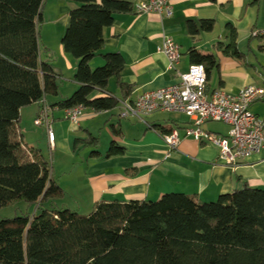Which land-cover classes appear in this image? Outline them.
I'll use <instances>...</instances> for the list:
<instances>
[{
    "label": "trees",
    "instance_id": "1",
    "mask_svg": "<svg viewBox=\"0 0 264 264\" xmlns=\"http://www.w3.org/2000/svg\"><path fill=\"white\" fill-rule=\"evenodd\" d=\"M63 1L75 4L60 43L77 61L73 80L78 88L51 107L111 111L119 100L107 90L109 81L117 80L123 101L133 89L119 80L125 60L120 53H106L99 67L91 69L90 62L104 48L103 30L115 15L132 12V5L125 0ZM43 3L0 0V208L15 203L37 207L34 213L0 220V264H264L262 189L243 185L213 202L179 193L163 194L155 201L99 202L87 214L52 205L64 192L49 162L38 148L25 145L18 128L22 108L59 95L54 57L41 58ZM213 27L211 19L187 25L191 36ZM225 28L228 43L215 47L244 61L235 28ZM257 51L264 52V46ZM187 55L191 65L204 66L209 79L217 66L215 57L195 49ZM155 130L161 136L170 132ZM112 132L120 134L115 126ZM80 146L93 148L90 156L99 155L98 139L91 135L75 139L73 149ZM123 151L112 141L105 157Z\"/></svg>",
    "mask_w": 264,
    "mask_h": 264
},
{
    "label": "crops",
    "instance_id": "2",
    "mask_svg": "<svg viewBox=\"0 0 264 264\" xmlns=\"http://www.w3.org/2000/svg\"><path fill=\"white\" fill-rule=\"evenodd\" d=\"M125 1L132 5V12L115 15L113 24L103 30L104 48L91 60L90 67L102 65V55L106 53H120L125 67L119 80L133 88L126 101L177 82L178 75L187 72L191 66L187 55L189 49L215 57L217 66L211 70L206 85L209 95L216 91L236 94L248 84L263 86L264 52L257 48L264 46V40L256 36H264V0H175L170 17L136 14L134 4L144 0ZM74 7L75 4L63 0H44L41 13V24H50L49 36L40 39L41 58L45 59V54L52 55V65L59 74L58 97L44 98L50 108L54 142L51 145L44 128L34 124L39 103L20 110L18 127L25 145L38 148L46 160L48 152L52 177L64 192V197L53 201L52 205L87 214L99 202L155 201L167 193L191 195L201 202H213L243 185L264 190V151L249 156L236 166H228L219 159L216 146L198 143L192 138L182 136L179 145L170 150L155 128L181 130L188 126L189 119L172 113H155L144 122L120 119L123 95L115 78L109 81L107 90L119 100L118 106L99 113L85 110L78 127L65 119V110L51 107L78 88L73 80L77 61L64 53L60 43L69 23V12ZM202 19L214 21L212 31L191 36L188 22L197 23ZM226 25L235 28L237 48L245 54L244 61L227 57L215 47L217 43H228ZM54 31L55 39L51 36ZM163 37L171 38L180 48L181 59L174 70L168 69L167 58L160 51ZM252 37L255 38L249 41ZM208 44L212 50L202 51L201 47ZM245 61L252 67H247ZM111 81L114 82L113 90ZM250 111L264 117V97L252 103ZM113 126L120 134H113ZM204 127L218 135L228 132L227 126L219 123H207ZM101 129L110 133V143L114 141L122 147L123 154L105 157L108 148L104 151L95 149L99 152L95 156L84 152V159L79 160L81 165L76 167L74 164L67 173L64 160H78L77 152L82 148L94 150L82 146L74 150V140L85 139L88 135L97 138L96 131ZM61 156L65 158L61 159Z\"/></svg>",
    "mask_w": 264,
    "mask_h": 264
},
{
    "label": "built area",
    "instance_id": "3",
    "mask_svg": "<svg viewBox=\"0 0 264 264\" xmlns=\"http://www.w3.org/2000/svg\"><path fill=\"white\" fill-rule=\"evenodd\" d=\"M175 0H144L134 4L136 14H156L170 17ZM160 51L168 61V69L174 70L181 59L179 46L169 37H163ZM207 75L203 65H191L187 72L178 75V81L140 94L133 101H122L118 117L133 118L139 122L155 113L182 114L189 119L183 129L173 128L162 135L164 143L174 150L183 138H192L198 143L211 144L219 149V159L228 166H236L249 156L264 151V117L250 111V106L264 97L263 86L248 84L236 94L216 91L210 95L206 90ZM85 109L81 106L65 110V119L78 127ZM96 113V112H94ZM207 123L227 126L226 135L211 133ZM35 126L43 127L48 142H54L50 121V108L40 105Z\"/></svg>",
    "mask_w": 264,
    "mask_h": 264
},
{
    "label": "rangeland",
    "instance_id": "4",
    "mask_svg": "<svg viewBox=\"0 0 264 264\" xmlns=\"http://www.w3.org/2000/svg\"><path fill=\"white\" fill-rule=\"evenodd\" d=\"M49 25L50 24H48V23H46L44 26H43V24H39V32H40L39 42L41 40H43V39H46L49 36V34H48L50 32L49 29H48ZM51 36L54 39L57 37L55 31L53 32V34ZM201 50L204 51V52H208V51H211L212 49H211V46L208 44V45H204L203 47H201ZM41 53H43L42 49H41ZM96 67H99V66H94L93 69H95ZM215 76L216 75L214 73V77ZM214 77H213V79H215ZM110 87L113 90V88H114V82L113 81H111ZM96 137L99 140L98 141V149L100 151H104L106 148L109 147L110 140H111L110 138H112V137L110 136V133L107 130L101 129L99 131H96ZM82 149L84 150V148H82ZM82 149L79 150V152H77L76 158H78V160L77 159L64 160V162H65L64 166L67 169V173H68V170H71L73 168L74 164L77 165L76 167L81 165V161H79V160L84 159V152H86V154H87V153H90V151H91V150H88V149L82 151ZM46 157H47V161L50 162L49 161L50 158L48 156V152L46 153ZM64 158L65 157L61 156V159H64ZM49 166H50V164H49ZM34 209H35V206H33V205L32 206H28V205H26L24 203H15L13 205H9L7 207L0 208V220L1 219H6V218H13L15 216H20V215H22V214H24L26 212L33 213Z\"/></svg>",
    "mask_w": 264,
    "mask_h": 264
}]
</instances>
